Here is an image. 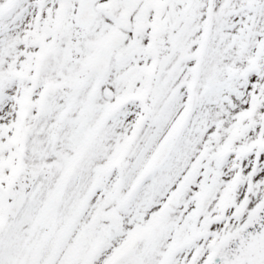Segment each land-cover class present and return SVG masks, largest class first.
Returning a JSON list of instances; mask_svg holds the SVG:
<instances>
[{
    "label": "snow or ice",
    "instance_id": "snow-or-ice-1",
    "mask_svg": "<svg viewBox=\"0 0 264 264\" xmlns=\"http://www.w3.org/2000/svg\"><path fill=\"white\" fill-rule=\"evenodd\" d=\"M0 264H264V0H0Z\"/></svg>",
    "mask_w": 264,
    "mask_h": 264
}]
</instances>
